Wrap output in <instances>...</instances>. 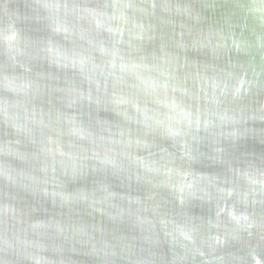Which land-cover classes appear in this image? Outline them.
I'll return each instance as SVG.
<instances>
[{
    "label": "water",
    "instance_id": "95a60500",
    "mask_svg": "<svg viewBox=\"0 0 264 264\" xmlns=\"http://www.w3.org/2000/svg\"><path fill=\"white\" fill-rule=\"evenodd\" d=\"M0 264H264V0H0Z\"/></svg>",
    "mask_w": 264,
    "mask_h": 264
}]
</instances>
